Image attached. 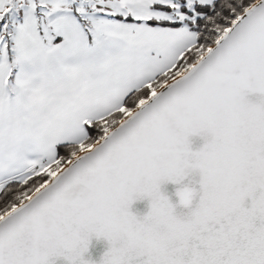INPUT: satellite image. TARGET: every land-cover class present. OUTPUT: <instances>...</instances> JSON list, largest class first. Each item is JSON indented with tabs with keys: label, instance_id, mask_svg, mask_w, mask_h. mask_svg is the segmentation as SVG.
<instances>
[{
	"label": "snow or ice",
	"instance_id": "snow-or-ice-1",
	"mask_svg": "<svg viewBox=\"0 0 264 264\" xmlns=\"http://www.w3.org/2000/svg\"><path fill=\"white\" fill-rule=\"evenodd\" d=\"M60 258L264 264V0H0V264Z\"/></svg>",
	"mask_w": 264,
	"mask_h": 264
},
{
	"label": "water",
	"instance_id": "water-1",
	"mask_svg": "<svg viewBox=\"0 0 264 264\" xmlns=\"http://www.w3.org/2000/svg\"><path fill=\"white\" fill-rule=\"evenodd\" d=\"M192 139V146L193 148L199 147L203 143V139L199 136H194ZM178 185L168 182L167 184L163 185L162 188L166 191L173 201L178 200V197L175 196V189ZM148 201L147 200H137L132 205V210L137 212H145L147 211ZM107 242L103 239H96L93 237L90 246L89 252L86 253V256H89L94 260H99L102 256L103 252L106 250ZM56 264H65V261L60 258L56 261Z\"/></svg>",
	"mask_w": 264,
	"mask_h": 264
}]
</instances>
